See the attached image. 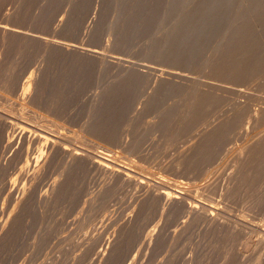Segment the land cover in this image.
Masks as SVG:
<instances>
[{"label":"rangeland","instance_id":"obj_1","mask_svg":"<svg viewBox=\"0 0 264 264\" xmlns=\"http://www.w3.org/2000/svg\"><path fill=\"white\" fill-rule=\"evenodd\" d=\"M0 25V112L203 204L0 127V264H264V0H0Z\"/></svg>","mask_w":264,"mask_h":264},{"label":"bare ground","instance_id":"obj_2","mask_svg":"<svg viewBox=\"0 0 264 264\" xmlns=\"http://www.w3.org/2000/svg\"><path fill=\"white\" fill-rule=\"evenodd\" d=\"M0 30L7 33V34H10V35H22L20 31L18 30H15L13 28H7V27H4V26H1L0 25ZM48 41V40H47ZM51 44V43H50ZM50 44L48 46H50ZM47 46V47H48ZM51 47L52 49L54 50H57V51H60L62 53H65L67 55H80V56H84V57H89V58H92V59H95L97 62L98 61H101V64L104 62L105 58H103L102 54L100 53H97V52H93V51H89V50H85L83 48H80V47H77V46H73V45H70V44H65V43H60V42H53L51 44ZM116 60V59H115ZM106 61V60H105ZM224 61V60H223ZM112 62V61H111ZM114 62V61H113ZM215 66V65H214ZM223 66V65H222ZM225 67V65H224ZM216 70V69H215ZM214 71V70H213ZM215 72V71H214ZM146 75V74H145ZM171 75V74H170ZM171 77V76H170ZM160 79L164 80V81H167V82H172L173 80L169 79V78H166V77H159ZM174 82V81H173ZM217 85V84H216ZM232 85V84H231ZM219 86V85H218ZM220 87V86H219ZM224 87V86H223ZM241 87V86H240ZM210 88H213V87H210ZM215 88V87H214ZM218 88V87H217ZM199 89V88H198ZM230 89V88H229ZM235 89V88H234ZM218 90V89H217ZM221 90V89H220ZM227 90V89H226ZM232 90V89H231ZM246 90V89H245ZM228 91V90H227ZM237 91V90H236ZM219 92V91H218ZM225 92V91H224ZM230 92V91H229ZM242 92V91H241ZM240 92V93H241ZM248 92V91H247ZM207 93V92H206ZM245 93V92H243ZM225 110V109H224ZM260 110V109H259ZM262 110V109H261ZM255 112V111H254ZM258 112V111H257ZM263 112V111H262ZM256 116V115H255ZM11 118L9 117L8 114L6 113H3V112H0V127L3 131H8L9 128H12L13 129V135L12 137H14L15 139H27L31 142H36L38 143L39 145L49 149V150H52V151H62V152H66V151H69L71 153V157L73 159V161L77 162L78 164H82L84 166H87L88 168L92 169V170H99L100 172L102 171L104 173V176H121L122 178L124 176H126V178H128L129 180L133 179L134 181H136V184L139 185V188H144V192L147 190V193H149L148 191H151L153 189L155 193H153L154 195L156 194L157 196V193L158 191L160 192L158 195L161 202H163V204L165 203L164 206H167L168 209L169 208H173V207H176V208H179V207H182V206H185L186 207V204L188 205H191L193 206L194 208L193 209H196L195 205H198L196 204L198 201L194 198V196L192 195V191H188L186 190H181L180 192L179 191H174L172 189H168L164 187V191L163 190H157L158 189V186H160L157 182H154L153 180H150V179H145V178H142L139 174H137L136 172H134L133 170L123 166V165H120V164H117L115 162H113L112 160L106 158V157H103V156H98L96 154H92V153H89V152H76V149L75 148H72L70 147V144H68L69 146L67 147V143H70L71 141L67 138V137H51L49 134L45 133L44 131L40 130V129H37L29 124H26V123H23L19 120V122H16L18 120H15V122L11 121L10 120ZM230 123V122H229ZM18 126L19 125V128H16L15 126ZM225 125V124H224ZM218 127H216L217 129ZM220 128V127H219ZM218 128V129H219ZM3 131H1L3 133ZM12 132V131H11ZM216 135H218L216 133ZM72 146V145H71ZM70 147V148H69ZM252 151V150H251ZM254 155V154H253ZM246 162V161H245ZM244 162V163H245ZM243 170V169H242ZM217 171V170H216ZM96 172V171H95ZM101 173V174H103ZM107 177V178H108ZM127 179V180H128ZM126 180V181H127ZM130 180V181H131ZM130 181H128L130 183ZM132 183V181H131ZM135 183V182H134ZM214 184V183H213ZM162 185V184H161ZM138 188V187H137ZM163 188L162 186L159 188L161 189ZM184 189V188H183ZM142 190V191H143ZM156 190H157V193H156ZM152 192V191H151ZM149 193L152 194V193ZM146 194V193H145ZM153 195V196H154ZM151 198L154 199V197H152V195H150ZM196 197V196H195ZM150 198V197H149ZM150 198V199H151ZM153 201V200H152ZM155 201V200H154ZM201 203V201L199 202ZM201 205V204H199ZM198 207H202V206H199ZM190 206V208H192ZM189 207V206H188ZM197 207V209H198ZM164 209V208H163ZM167 209V208H166ZM155 211V210H154ZM153 211V212H154ZM200 211V210H199ZM202 211V210H201ZM164 213V212H163ZM185 213V212H184ZM154 217V216H153ZM217 218V217H216ZM200 220V219H199ZM211 221V220H210ZM218 221V220H217ZM234 224V223H233ZM236 224V223H235ZM223 225V224H222ZM240 225V224H239ZM241 226V225H240ZM243 226V225H242ZM237 226H235L236 228ZM238 229V228H237ZM236 229V230H237ZM157 232V233H156ZM160 233V232H159ZM158 233V230L155 228V229H152V235H159ZM162 233V232H161ZM150 237V236H149ZM147 237V238H149ZM157 237V236H156ZM264 237V235H263ZM154 239V237H152ZM150 239V238H149ZM156 239V238H155ZM264 239V238H263ZM262 239V240H263ZM157 240V239H156ZM153 241V240H152ZM152 241L150 240L149 242L152 243ZM155 241V240H154ZM143 250V248H142ZM140 251V250H139ZM138 251V252H139ZM141 252V251H140ZM139 252V253H140ZM141 254V253H140ZM137 256V255H136ZM107 264V263H105Z\"/></svg>","mask_w":264,"mask_h":264}]
</instances>
